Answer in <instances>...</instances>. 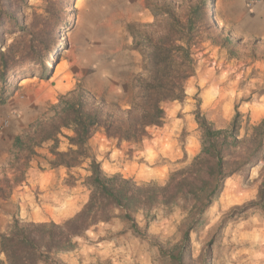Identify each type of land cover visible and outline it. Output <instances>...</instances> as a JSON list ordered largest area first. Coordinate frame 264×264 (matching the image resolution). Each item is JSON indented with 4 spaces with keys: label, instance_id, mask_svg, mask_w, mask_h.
Here are the masks:
<instances>
[{
    "label": "rangeland",
    "instance_id": "rangeland-1",
    "mask_svg": "<svg viewBox=\"0 0 264 264\" xmlns=\"http://www.w3.org/2000/svg\"><path fill=\"white\" fill-rule=\"evenodd\" d=\"M151 5V0H0V13L14 11L17 19V26L6 22L4 15L0 19L2 51L12 45L15 61H20L18 51L42 29L45 11L60 20L58 30L46 40L47 55L44 52L42 60L17 70L7 82L8 92H17L23 85L24 93L38 96L37 114L14 136L49 116L60 96L77 87L129 108L131 82L143 69L142 56L133 50V35L154 22ZM206 5L208 39L192 48L194 75L185 82L183 100L162 104L164 115L172 113L164 122L177 125L173 144L162 142L159 152L143 158L138 156L139 142L119 143L102 130L88 142L103 172L118 175L112 188L121 206L111 205L102 194L83 186L86 163L71 170L56 168L62 170L56 173L54 184L23 190L30 163L19 182L21 175L9 169L12 162L7 157L0 164V203L10 200L19 188L28 194L23 204L18 198L10 200L14 213L5 214L3 203L0 235L13 218L23 223L61 224L87 206L95 192L93 224L73 240V250L56 256L62 264H177L159 251L168 252L179 243L183 225L195 208L203 213L196 216L181 264H264V215L241 209L256 199L264 173V40L236 33L248 13L246 0H206ZM23 23L33 31H20ZM50 24L54 29V18ZM169 105L175 108L168 109ZM196 117L205 126H199ZM205 127L216 134L207 139ZM152 130L156 127L148 128L141 141L151 138ZM71 135L62 130L56 151L68 149L66 137ZM210 142L223 161L219 173ZM53 145L46 142L40 147L46 151L48 165ZM120 145L125 151L123 165L133 161L136 165L108 171L100 158L105 162L112 148ZM125 203L128 208L123 207ZM233 209L241 210L230 214ZM125 213L146 230L145 240L132 235Z\"/></svg>",
    "mask_w": 264,
    "mask_h": 264
},
{
    "label": "trees",
    "instance_id": "trees-1",
    "mask_svg": "<svg viewBox=\"0 0 264 264\" xmlns=\"http://www.w3.org/2000/svg\"><path fill=\"white\" fill-rule=\"evenodd\" d=\"M151 1L149 10L154 22L143 25L142 30L133 35V50L142 56L143 69L131 82L129 108L122 109L117 103L96 98L80 87L60 96L58 103L50 108L49 116L37 120L29 126L28 131L15 136L12 141L8 151V162H12L9 169L14 174L20 173L19 182L23 181V172L33 157L37 156L36 149L46 142H53L50 149L53 159L49 161L51 169L63 167L71 170L86 163L88 174L83 180V186L89 191L94 189L102 194L111 205L121 206L112 188L118 175L107 176L103 172L101 164L90 152L89 140L96 131L102 130L108 139H116L119 143L137 142L147 136L148 128L160 127L164 118L162 104L183 100L185 82L194 75L192 48L208 39L206 34L210 30L206 0ZM45 14L47 16L42 29L34 34L35 38L28 45L18 51L20 61H15L17 53L13 51L12 45L2 51L3 43H0V104H5L16 91H7L11 75L30 63L42 60L44 52H47L46 40L58 30V16L55 17L48 10ZM3 15L7 17L6 22L17 26L14 11L0 13L1 20ZM53 18L56 22L54 29L50 24ZM19 30L25 33L33 31L25 23ZM196 120L199 126H205L199 117ZM64 129L72 134L66 137L69 147L65 152H58L55 143ZM204 131L207 139L216 134L215 130L207 127ZM209 148L214 152L219 173L222 158L219 151L214 150L212 142ZM96 195L95 192L91 193L88 205L61 224L23 223L13 218L6 231L0 235V255L4 257L0 264H62L56 256L73 250V240L82 237L93 224L92 205ZM128 206L125 203L123 207ZM241 209L242 212L257 210L264 215V173L261 175L256 199ZM241 209H233L230 214ZM202 213L203 209L195 208L183 225L179 243L168 252L160 249L161 255L170 263H182L188 249L190 232L197 223L196 216ZM124 219L133 236L142 240L147 238L146 230H141L128 213L124 214Z\"/></svg>",
    "mask_w": 264,
    "mask_h": 264
},
{
    "label": "crops",
    "instance_id": "crops-1",
    "mask_svg": "<svg viewBox=\"0 0 264 264\" xmlns=\"http://www.w3.org/2000/svg\"><path fill=\"white\" fill-rule=\"evenodd\" d=\"M247 9L248 13L244 15V19L242 20L243 25H241L240 29L236 30V33H243L245 35V38L256 37L264 40V0H260L252 7H247ZM23 87L24 86L21 85L20 89L17 92H14L13 95L9 97L8 100L5 102V104H0V118H5L8 121V125L11 126L10 129L6 132H4L6 130L4 129L0 137L1 165H3V162H5L8 157V151L15 137L14 135H16L17 131L20 132L22 131V129H25L30 124V119L32 118V116H34L35 113L38 111V96H33L29 95L28 93H24ZM165 106L167 105L165 104ZM172 108H175V106L169 105L168 109ZM171 114L172 113L167 112L165 113L164 117L169 118ZM164 120L165 119H163V125L161 127H156V130L151 131V138H147L144 141H141L142 139L137 141V143L139 142V145L141 144V148L138 149V156L145 158L147 157L149 152H159V146H161L162 142L167 143L169 141L170 144H173L172 136L176 134L177 125H174L172 122H164ZM129 148L134 150V146L132 145H130ZM124 152L125 151H123V145H120L118 148H112L108 160H104L105 162H103V158H100L102 166L104 167L105 163H107V169L111 172H115V170H120L121 166H127L128 162H124L125 164L123 165ZM38 153L39 154L35 157V160H31L30 162L31 167L28 179L26 181L27 186L23 190H25L26 188L29 189V187L33 186H42L43 183H45L44 185L46 186L54 184L56 181V173L61 172L62 170L51 169L49 167L47 163L49 158L46 154V151H43L42 148L39 149ZM134 165L136 164L133 161L130 162L129 166L127 167L130 169ZM21 191L19 188L18 193H14L11 195L10 200H15L16 198H18V200H22L23 204V197H26L28 193L26 191ZM10 200L0 203V227L3 226V203L7 207V211H4L5 214L14 213V211H11V206L9 205Z\"/></svg>",
    "mask_w": 264,
    "mask_h": 264
},
{
    "label": "built area",
    "instance_id": "built-area-1",
    "mask_svg": "<svg viewBox=\"0 0 264 264\" xmlns=\"http://www.w3.org/2000/svg\"><path fill=\"white\" fill-rule=\"evenodd\" d=\"M259 1L260 0H246L247 7L250 8ZM7 127H8V121L0 118V137L2 135L3 130L6 129Z\"/></svg>",
    "mask_w": 264,
    "mask_h": 264
}]
</instances>
